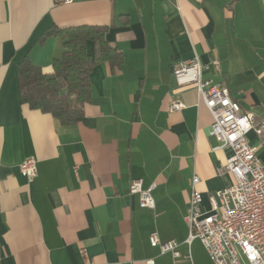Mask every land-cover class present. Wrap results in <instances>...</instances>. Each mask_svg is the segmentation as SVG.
<instances>
[{
  "label": "crops",
  "instance_id": "1",
  "mask_svg": "<svg viewBox=\"0 0 264 264\" xmlns=\"http://www.w3.org/2000/svg\"><path fill=\"white\" fill-rule=\"evenodd\" d=\"M107 26L124 54L121 66L98 63L92 99L76 124L20 101L18 67L28 56L46 72L64 52L51 26ZM88 50L94 46L88 42ZM197 58L203 80L224 83L264 123V0H0V264H177L150 234L176 240L196 264H214L199 239L186 242L192 179L209 194L233 182L220 165L211 111L195 84L173 69ZM185 106L172 109V101ZM264 164V129L250 130ZM37 159L33 181L20 163ZM134 179L155 207L130 193Z\"/></svg>",
  "mask_w": 264,
  "mask_h": 264
},
{
  "label": "built area",
  "instance_id": "2",
  "mask_svg": "<svg viewBox=\"0 0 264 264\" xmlns=\"http://www.w3.org/2000/svg\"><path fill=\"white\" fill-rule=\"evenodd\" d=\"M67 3L71 0H60ZM207 67L199 59L181 63L173 69L179 86L195 84L200 99L211 111L213 122L209 134L219 144L216 148H230L231 155L220 165L221 172L233 175V182L209 194L210 209L202 208L203 195L197 188L200 177L192 179V195L186 221L189 226L188 244L199 239L214 264H264V164L257 155L258 148L249 143L247 134L255 130L261 134L264 123L256 121L254 112L244 110L238 100L230 95L224 83L202 79ZM185 104L172 101V109H181ZM20 170L29 181L37 176V159L25 158ZM156 184L143 187L141 179H134L130 193L138 194L142 207H155L152 191ZM150 243L160 248L161 253L171 252L176 260L188 261L177 264H196L191 252L183 255L176 240L161 241L156 231L150 234ZM153 264V260L149 261Z\"/></svg>",
  "mask_w": 264,
  "mask_h": 264
},
{
  "label": "trees",
  "instance_id": "3",
  "mask_svg": "<svg viewBox=\"0 0 264 264\" xmlns=\"http://www.w3.org/2000/svg\"><path fill=\"white\" fill-rule=\"evenodd\" d=\"M107 29V26L100 25L49 27L40 41L51 36L59 37L64 52L53 61L51 72H46L25 56L18 67L21 103L52 114L63 125L76 124L92 99L90 74L93 68L104 61L113 67L124 62V54L107 40ZM89 41L93 43V53L88 50Z\"/></svg>",
  "mask_w": 264,
  "mask_h": 264
}]
</instances>
